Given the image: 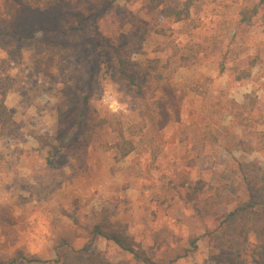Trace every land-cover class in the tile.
<instances>
[{
	"label": "rangeland",
	"instance_id": "rangeland-1",
	"mask_svg": "<svg viewBox=\"0 0 264 264\" xmlns=\"http://www.w3.org/2000/svg\"><path fill=\"white\" fill-rule=\"evenodd\" d=\"M171 2L0 0L1 32L40 29L33 40L0 35V102L13 119L0 132V259L53 260L67 241L76 250L91 245L102 264H146L91 240L107 209L153 264L264 261L251 262L264 230V0H195L182 22L165 17ZM50 47L57 57L41 58ZM248 57L258 64L238 81ZM149 59L165 78L154 104L118 71L119 60L132 67ZM133 75L147 82L139 70ZM89 91L92 113L82 127L93 116L117 115L136 144L128 157L118 160L84 137ZM54 147L62 153L51 160ZM244 179L252 206L226 232L222 223L237 205L207 215L208 187Z\"/></svg>",
	"mask_w": 264,
	"mask_h": 264
},
{
	"label": "trees",
	"instance_id": "trees-1",
	"mask_svg": "<svg viewBox=\"0 0 264 264\" xmlns=\"http://www.w3.org/2000/svg\"><path fill=\"white\" fill-rule=\"evenodd\" d=\"M153 8H159L165 4V0H148ZM195 0H174L164 8L166 18L175 19L177 22L185 21L189 18L192 7ZM104 5V4H103ZM103 5L101 6L103 9ZM100 12V11H99ZM256 10L252 13H248L243 19L247 24L251 23V19L255 16ZM83 24L85 22L83 21ZM67 28V27H65ZM52 30H58L56 27H52ZM40 29H33L31 33H22L14 30H8L1 32L0 35H6L9 37H20L26 40H33L36 38V34ZM71 28H67L65 35H69ZM58 50L53 47L44 48L41 51V58L47 56L57 57ZM248 64L247 69H242L237 74V80L241 81L248 78L251 74V70L258 64V57H248L246 59ZM123 61H118L119 74H121V80L126 81L130 86L136 90V95L140 98L147 99L150 104H154L157 98L158 92L161 88L162 81L165 80L163 72L161 71L158 60H147L145 62H137L134 65L126 66ZM132 65V64H131ZM126 67V69L124 68ZM133 70H139V74L145 75L147 82L144 85H139L136 78L133 75ZM164 95L161 96V100ZM93 94L89 91L82 98V111L80 113V127L86 122L92 113L91 100ZM13 124V119L10 111L3 102H0V132L8 131ZM84 137L89 141L91 146L96 150L108 151L114 150L115 158L122 160L128 157L136 149L135 142L127 136L123 122L120 117L115 114L105 113L103 115L93 116L89 123L81 129ZM64 142V139H62ZM248 150H251L249 145H246ZM250 148V149H249ZM62 153V147H54L51 149V160ZM50 160V162H52ZM244 179V182L239 183L236 187L231 188L230 185L224 181H218L215 186L208 187L209 198L207 199V215L218 216L219 208L223 205H237L236 211L227 215L222 224H227L226 232L232 230L234 223H236V214L239 211H245L252 206V187L249 186ZM205 183H198L197 189L205 190ZM92 241L99 239L104 240L108 244L114 245L122 253L131 255L138 261L146 264L151 263V258L147 256L146 252L140 248L139 243L130 234L128 225L120 220H114L109 210L101 209L98 213L97 222L94 223L92 230ZM90 234V235H91ZM260 242L254 249V255L251 262L256 261V257L264 258V230L260 232ZM197 238H192V245L195 247ZM91 245H85L80 250H76L70 242L63 241L58 247L53 260L42 261L36 256L28 257L23 254L9 258L8 260L0 259V264H20L26 263H38V264H102V259L99 255H96L94 251H90ZM258 250L260 252H258ZM97 257L98 261L95 259ZM230 262L227 264H237L236 257H230ZM238 264H249L248 259H243ZM260 264H264L260 262Z\"/></svg>",
	"mask_w": 264,
	"mask_h": 264
}]
</instances>
